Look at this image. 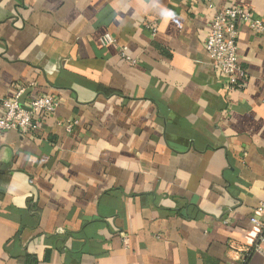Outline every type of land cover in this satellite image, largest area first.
Here are the masks:
<instances>
[{"label":"crops","instance_id":"obj_1","mask_svg":"<svg viewBox=\"0 0 264 264\" xmlns=\"http://www.w3.org/2000/svg\"><path fill=\"white\" fill-rule=\"evenodd\" d=\"M229 5L264 17V0H0V102L30 83L59 99L34 135L0 132V264L238 258L264 199V36L239 25L246 79L226 90L205 38Z\"/></svg>","mask_w":264,"mask_h":264},{"label":"built area","instance_id":"obj_2","mask_svg":"<svg viewBox=\"0 0 264 264\" xmlns=\"http://www.w3.org/2000/svg\"><path fill=\"white\" fill-rule=\"evenodd\" d=\"M209 7L214 6L209 3ZM239 25H247L253 33L264 36L263 16L246 7L229 5L215 10L205 38V51L211 60L212 71L221 77L228 91L241 87L246 79L238 55ZM146 26L152 35L157 31L155 21ZM102 41L104 44H110L114 39L105 34ZM121 54L130 60L124 48L121 49ZM33 86L31 83L21 84L13 95L1 100L0 132L17 130L21 134L34 135L41 127L43 118L55 112L59 99L52 94L32 91ZM26 92L21 104L20 98ZM72 124H65L68 132ZM249 220L254 226L253 241L244 246L231 245V249L236 247L234 251L238 253V258L232 264H245L253 252L262 251L264 247V199L258 203Z\"/></svg>","mask_w":264,"mask_h":264},{"label":"water","instance_id":"obj_3","mask_svg":"<svg viewBox=\"0 0 264 264\" xmlns=\"http://www.w3.org/2000/svg\"><path fill=\"white\" fill-rule=\"evenodd\" d=\"M26 94H27V92L24 93V94L21 96V98H20V103H21V104H23Z\"/></svg>","mask_w":264,"mask_h":264}]
</instances>
